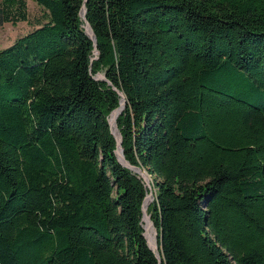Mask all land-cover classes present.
Returning a JSON list of instances; mask_svg holds the SVG:
<instances>
[{"label":"trees","instance_id":"trees-1","mask_svg":"<svg viewBox=\"0 0 264 264\" xmlns=\"http://www.w3.org/2000/svg\"><path fill=\"white\" fill-rule=\"evenodd\" d=\"M82 1L0 50V264H157L112 88L159 264H264V0Z\"/></svg>","mask_w":264,"mask_h":264},{"label":"water","instance_id":"water-1","mask_svg":"<svg viewBox=\"0 0 264 264\" xmlns=\"http://www.w3.org/2000/svg\"><path fill=\"white\" fill-rule=\"evenodd\" d=\"M86 1L87 0H83L82 1V5L80 7L79 16H80V18L82 19V21L84 23L83 29H84L85 35L94 44V42H95L94 36H93L89 26L87 25V23L85 22V19H84V13H85L84 4H85ZM94 80H99V81H102V82L105 81L103 75H101V74L96 75L94 77ZM107 85L110 86L109 83H107ZM112 90L119 97L118 107L110 113L109 118L107 120L109 129H110V133H111V135H112V137L114 139V142H115L114 155L116 156V158H117L118 162L121 164V166H123L124 168L128 169L132 173H134L137 176H139V178L141 179V181L144 184V187L146 188V194H145V196L143 198V202H142V205H141L142 222L144 223L142 235H143V237H144V239L146 241V245H147L148 249L153 253V255H154V257H155V259L157 261V264H159V258H158L157 252H156L157 249H156V247L154 245H152L150 243V241H149V239L147 237L148 229L149 228L153 229V226H152V224L150 222V219H149V217L146 214V206L148 205V203L152 199L151 188H150V185L148 183L146 173L141 171L139 168H134V167L130 166L123 158L122 150L120 148L121 137H120V134H119V132L117 130L115 119H116L117 115L121 112V110H122V108H123V106L125 104V100H124V97L121 94V92L117 91L115 88H112ZM147 199H149L148 202H146Z\"/></svg>","mask_w":264,"mask_h":264},{"label":"rangeland","instance_id":"rangeland-1","mask_svg":"<svg viewBox=\"0 0 264 264\" xmlns=\"http://www.w3.org/2000/svg\"><path fill=\"white\" fill-rule=\"evenodd\" d=\"M24 1L26 4V21L17 22L14 25L10 23H4L0 26V50L10 46L16 39L24 36L25 34L35 29L37 27V23L41 21L40 17L43 14L42 9L35 4L34 0H24ZM147 180L150 185V179L148 178V176H147ZM151 192H152V199H151L152 201L153 191L151 190ZM149 230H153V229L149 228Z\"/></svg>","mask_w":264,"mask_h":264},{"label":"bare ground","instance_id":"bare-ground-1","mask_svg":"<svg viewBox=\"0 0 264 264\" xmlns=\"http://www.w3.org/2000/svg\"><path fill=\"white\" fill-rule=\"evenodd\" d=\"M148 201H149V199L146 200V202H148ZM147 233H148L147 237H148L150 243L156 247V240H155L154 231L153 230H149V232L147 231Z\"/></svg>","mask_w":264,"mask_h":264}]
</instances>
